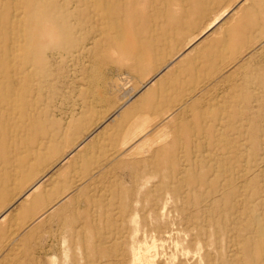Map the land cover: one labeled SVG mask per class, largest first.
Wrapping results in <instances>:
<instances>
[{"label": "rangeland", "instance_id": "obj_1", "mask_svg": "<svg viewBox=\"0 0 264 264\" xmlns=\"http://www.w3.org/2000/svg\"><path fill=\"white\" fill-rule=\"evenodd\" d=\"M83 115L130 145L47 210ZM36 189L0 264H264V0H0V215Z\"/></svg>", "mask_w": 264, "mask_h": 264}, {"label": "crops", "instance_id": "obj_2", "mask_svg": "<svg viewBox=\"0 0 264 264\" xmlns=\"http://www.w3.org/2000/svg\"><path fill=\"white\" fill-rule=\"evenodd\" d=\"M243 42L244 39H242ZM115 117L117 116H112L114 119L106 118L100 121L84 115L75 116L77 121H81L83 125L73 126L68 132L62 133V135L66 134L67 141L64 142L63 147L59 142L56 144L58 153L52 159L56 162L55 170L48 177H43V180L63 177L67 179L66 185L69 188L63 192L64 197L58 199L47 210H52L56 204L59 207L67 198L83 192V189L89 186V180L99 177L98 173L103 168L102 166L112 161L110 158L112 151L123 145H130L127 141L122 142V130L127 129L128 120L116 121ZM35 191L33 200L24 198L20 201L19 210H7L0 215V246L3 243L16 245L19 241H25L27 245L37 243V222L45 216L41 215L37 218V214L34 215L31 211L32 206L37 203V189ZM18 215L22 217L20 228L23 227V230L20 235H18L19 226L17 224L19 221L15 220ZM32 253L36 254V248H29L30 257ZM5 255V258L10 259L18 257L15 249Z\"/></svg>", "mask_w": 264, "mask_h": 264}, {"label": "bare ground", "instance_id": "obj_3", "mask_svg": "<svg viewBox=\"0 0 264 264\" xmlns=\"http://www.w3.org/2000/svg\"><path fill=\"white\" fill-rule=\"evenodd\" d=\"M19 16H20V15H19ZM212 28H213V25H211V26L208 28V30H209V29H212ZM97 67H98V66H97ZM93 71H94V70H93ZM99 71H100V70H99ZM91 72H92V71H91ZM97 72H98V71H97ZM100 73H101V72H100ZM95 74H96V73H95ZM95 74H94V75H95ZM91 75H92V73H91ZM93 77H94V76H93ZM97 77H98V76H97ZM97 77H96V78H97ZM89 78H90V77H89ZM103 79H104V78H103ZM93 80H94V79H93ZM95 80H96V79H95ZM99 81H100V79H99ZM97 82H98V81H97ZM87 83H88V82H87ZM91 83H94V82H91ZM102 84H103V83H102ZM92 86H93V85H92ZM90 87H91V86H90ZM100 92H101V91H100ZM95 93H96V92H95ZM101 94H102V93H101ZM91 95H93V94H91ZM98 95H100V94L96 93V94H95V97H98ZM150 263H151V262H150ZM151 264H152V263H151Z\"/></svg>", "mask_w": 264, "mask_h": 264}]
</instances>
